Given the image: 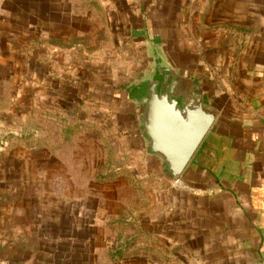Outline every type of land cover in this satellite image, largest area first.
I'll return each mask as SVG.
<instances>
[{"label": "rangeland", "instance_id": "374dc122", "mask_svg": "<svg viewBox=\"0 0 264 264\" xmlns=\"http://www.w3.org/2000/svg\"><path fill=\"white\" fill-rule=\"evenodd\" d=\"M190 12L202 76L229 78L213 72L229 51L264 52V0H199ZM146 54L109 0H0V264H191L165 222L170 177L118 97Z\"/></svg>", "mask_w": 264, "mask_h": 264}, {"label": "crops", "instance_id": "0c3cea01", "mask_svg": "<svg viewBox=\"0 0 264 264\" xmlns=\"http://www.w3.org/2000/svg\"><path fill=\"white\" fill-rule=\"evenodd\" d=\"M109 1L119 8L123 24L143 37L148 52L143 69L153 61L149 42L157 45L155 54L160 45L181 75L203 84L220 111L180 179L163 188L165 222L174 226L180 256L191 264H264V52L256 49L248 55L253 58L243 59L244 50L229 51V57L242 58L228 57L220 69L211 66L229 78L202 76L208 61L187 42L193 34L186 26L199 0ZM195 55L197 62L190 58ZM146 151L149 161L163 168Z\"/></svg>", "mask_w": 264, "mask_h": 264}, {"label": "water", "instance_id": "95a60500", "mask_svg": "<svg viewBox=\"0 0 264 264\" xmlns=\"http://www.w3.org/2000/svg\"><path fill=\"white\" fill-rule=\"evenodd\" d=\"M156 46L149 42L153 61L135 83L139 87L146 84V95L131 102L138 112L141 133L145 134L151 154L161 160L171 182H176L220 111L210 103L201 82L176 70L163 47L159 45V53H153Z\"/></svg>", "mask_w": 264, "mask_h": 264}, {"label": "trees", "instance_id": "16d2710c", "mask_svg": "<svg viewBox=\"0 0 264 264\" xmlns=\"http://www.w3.org/2000/svg\"><path fill=\"white\" fill-rule=\"evenodd\" d=\"M114 89V88H113ZM66 90H67V92L69 93V95H70V97L75 101V102H79V99H78V97L74 94V92H73V89L72 88H69V87H66ZM115 90H117V89H115ZM119 92L120 91H122V90H118ZM105 92V91H104ZM123 92V91H122ZM106 93H111L110 91H106ZM121 93V92H120ZM125 93V92H124ZM126 94V93H125ZM127 96V95H126ZM118 97H120V99L122 100V102L123 103H127L128 102V100H125L124 99V97H122L120 94H119V96ZM128 99V98H127ZM130 243H123L122 245H119L118 246V250L116 251V254L114 255V258H121V256H123V254H124V250H126L127 248H129L130 247ZM152 247H150L149 249H151Z\"/></svg>", "mask_w": 264, "mask_h": 264}, {"label": "flooded vegetation", "instance_id": "af4514ba", "mask_svg": "<svg viewBox=\"0 0 264 264\" xmlns=\"http://www.w3.org/2000/svg\"><path fill=\"white\" fill-rule=\"evenodd\" d=\"M157 62H159V59H156ZM156 78H159V75H156ZM146 84L139 87L138 85L129 86L128 90L125 92L128 96L129 100H132L134 98H142L144 95H146L145 92ZM143 136V135H142Z\"/></svg>", "mask_w": 264, "mask_h": 264}]
</instances>
